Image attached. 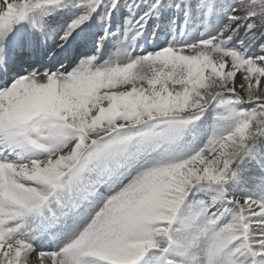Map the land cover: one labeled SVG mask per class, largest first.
<instances>
[{
    "label": "snow or ice",
    "instance_id": "1",
    "mask_svg": "<svg viewBox=\"0 0 264 264\" xmlns=\"http://www.w3.org/2000/svg\"><path fill=\"white\" fill-rule=\"evenodd\" d=\"M264 264V0H0V264Z\"/></svg>",
    "mask_w": 264,
    "mask_h": 264
},
{
    "label": "bare ground",
    "instance_id": "2",
    "mask_svg": "<svg viewBox=\"0 0 264 264\" xmlns=\"http://www.w3.org/2000/svg\"><path fill=\"white\" fill-rule=\"evenodd\" d=\"M33 264H39V261L38 260H34Z\"/></svg>",
    "mask_w": 264,
    "mask_h": 264
}]
</instances>
